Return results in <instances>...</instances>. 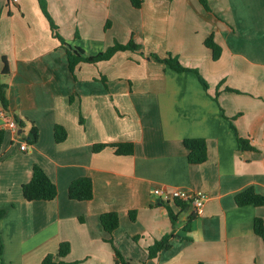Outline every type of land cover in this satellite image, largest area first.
Here are the masks:
<instances>
[{
  "label": "crops",
  "instance_id": "crops-1",
  "mask_svg": "<svg viewBox=\"0 0 264 264\" xmlns=\"http://www.w3.org/2000/svg\"><path fill=\"white\" fill-rule=\"evenodd\" d=\"M207 2L210 11L200 0H143L141 9L130 0H47L59 35L89 55L127 45L132 34L141 47L73 74L39 0H0V83L9 104L7 111L0 104L1 262L42 264L69 243L64 260L76 264H116L113 248L132 264H264L254 230L264 206L236 204L249 188L264 197V0ZM212 33L218 60L205 46ZM169 55L196 70L208 91L194 72L152 58ZM11 119L17 132L5 127ZM230 120L252 150L239 148ZM34 126L39 138L31 144ZM56 126L67 132L62 143ZM187 139L206 141L203 164H189ZM117 143L134 144V154L93 152ZM35 165L57 186L52 202L23 198ZM81 177L93 181L90 202L69 199ZM161 187L206 195L203 214L169 203L173 225L154 195ZM112 212L120 226L110 235L100 217ZM171 234V247L150 259L147 249Z\"/></svg>",
  "mask_w": 264,
  "mask_h": 264
},
{
  "label": "trees",
  "instance_id": "trees-1",
  "mask_svg": "<svg viewBox=\"0 0 264 264\" xmlns=\"http://www.w3.org/2000/svg\"><path fill=\"white\" fill-rule=\"evenodd\" d=\"M133 8L141 9L143 5V0H130ZM201 4L205 8L206 11H210L208 6L207 0H200ZM39 4L41 10L45 17L49 20L51 24V28L53 31V35L55 38L59 39L61 46L66 49L67 53V60L69 70L74 74L76 68L80 64H97L103 61H108L113 56L120 52V51H137L141 48L139 45H136L133 39L127 45H120L115 44L113 47L109 48L107 51L103 53H99L98 55H89L86 51L78 46H71L68 44L58 33V28L50 18L48 9H47V0H39ZM76 38L79 37L76 35ZM205 46L210 49L213 53V59L218 60L221 56L222 49L217 43L215 42V34H210L205 41ZM154 60L159 63H163L167 65L172 70L182 73V72H194L197 77L199 78L201 84L203 85L205 91H208V85L203 80V78L198 74L196 70H190L184 68L177 58L168 56V58L162 60L159 57L153 56ZM4 70L3 75L9 74V69L7 66V62L4 59ZM231 91V89H227ZM7 86L3 83H0V104L1 106L7 111L8 110V100H7ZM231 121V129L234 131L239 148L242 150H252V148L248 145L246 140H243L239 137L237 129ZM55 141L56 143H62L67 138V132L63 127L56 126L54 129ZM5 137V131L0 130V151L3 145ZM39 138V130L37 127H33L30 132V141L31 144L37 143ZM184 145L189 151L188 154V162L191 165H200L203 164L207 160V143L203 139H187L184 141ZM112 148L114 153L117 156H132L134 154V144L132 143H117V144H99L93 147V152L98 153L103 151L106 148ZM22 194L25 201L29 203L33 202H52L58 196V189L56 184L49 178V176L45 173V171L38 165L33 167L32 178L30 182L23 185L22 187ZM68 196L70 200L77 201V202H90L94 198V184L91 178L88 177H81L73 181L68 189ZM179 207H185V204H181L178 201L174 202ZM163 205H169V203H162ZM236 204L239 207L245 206H255L261 207L264 206V197L257 194L253 188H249L242 193L236 196ZM169 214L171 217V221L173 225L176 224L177 217L173 214L170 207H168ZM5 216V211L0 210V220L3 219ZM196 217V216H195ZM130 218L132 222L136 221V212L132 211L130 213ZM191 217V219H193ZM82 221V219H80ZM100 224L102 229L112 235L115 230H117L120 226V218L117 213H105L100 217ZM187 227L186 230H188ZM255 233L261 237L264 241V223L260 219L255 220L254 226ZM175 235L171 234L168 236L163 237L162 239L155 241L154 245L147 249L148 257L150 259L156 258L158 254L163 251L167 250L171 247V241L174 239ZM113 246L112 240L108 241ZM115 251V260L116 264H132L130 261H127L118 250L113 248ZM71 246L69 243H62L59 246V250L56 255H48L42 264H76V263H68L64 259L70 254ZM3 253V248L0 240V264H4L1 262V256Z\"/></svg>",
  "mask_w": 264,
  "mask_h": 264
},
{
  "label": "built area",
  "instance_id": "built-area-1",
  "mask_svg": "<svg viewBox=\"0 0 264 264\" xmlns=\"http://www.w3.org/2000/svg\"><path fill=\"white\" fill-rule=\"evenodd\" d=\"M5 127L14 132H17L18 130V124L14 119L6 121ZM20 149L21 151H26L28 149V144L23 143ZM154 195L159 198L162 203H174L175 201H178L181 204L189 205L193 208V211L197 216L203 214V208L207 200L206 195L201 193H193L182 189H174L170 191L165 187L156 188L154 190Z\"/></svg>",
  "mask_w": 264,
  "mask_h": 264
},
{
  "label": "rangeland",
  "instance_id": "rangeland-1",
  "mask_svg": "<svg viewBox=\"0 0 264 264\" xmlns=\"http://www.w3.org/2000/svg\"><path fill=\"white\" fill-rule=\"evenodd\" d=\"M131 38L133 39V41L136 40V38H135V36H134L133 34L131 35ZM116 43H117V42H116ZM137 44H138V43H137ZM137 44H136V45H137ZM71 46H73V45H71ZM139 46H140V45H139ZM130 51H131V53H135V51H132V50H130Z\"/></svg>",
  "mask_w": 264,
  "mask_h": 264
}]
</instances>
